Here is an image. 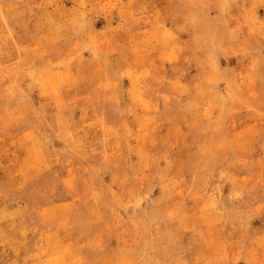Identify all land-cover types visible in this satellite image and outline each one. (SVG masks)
<instances>
[{
  "label": "rangeland",
  "instance_id": "rangeland-1",
  "mask_svg": "<svg viewBox=\"0 0 264 264\" xmlns=\"http://www.w3.org/2000/svg\"><path fill=\"white\" fill-rule=\"evenodd\" d=\"M0 264H264V0H0Z\"/></svg>",
  "mask_w": 264,
  "mask_h": 264
},
{
  "label": "bare ground",
  "instance_id": "bare-ground-1",
  "mask_svg": "<svg viewBox=\"0 0 264 264\" xmlns=\"http://www.w3.org/2000/svg\"><path fill=\"white\" fill-rule=\"evenodd\" d=\"M30 168V167H29ZM52 215H53V213H52ZM180 255V254H179Z\"/></svg>",
  "mask_w": 264,
  "mask_h": 264
}]
</instances>
